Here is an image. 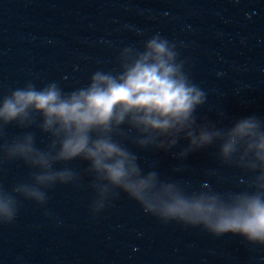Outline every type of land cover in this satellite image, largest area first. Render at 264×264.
<instances>
[{
	"label": "water",
	"instance_id": "obj_1",
	"mask_svg": "<svg viewBox=\"0 0 264 264\" xmlns=\"http://www.w3.org/2000/svg\"><path fill=\"white\" fill-rule=\"evenodd\" d=\"M144 2L0 0V106L29 84L68 94L97 72L118 75ZM42 125L39 113L0 118V264H61L96 171L57 159L60 138Z\"/></svg>",
	"mask_w": 264,
	"mask_h": 264
},
{
	"label": "clouds",
	"instance_id": "obj_2",
	"mask_svg": "<svg viewBox=\"0 0 264 264\" xmlns=\"http://www.w3.org/2000/svg\"><path fill=\"white\" fill-rule=\"evenodd\" d=\"M145 47L150 51L123 60L118 75L97 72L86 88L68 94L61 93L54 84L40 90L31 84L15 90L3 99L0 118L8 123L20 117L23 123L30 112L41 114L43 129L60 138L57 159L89 160L91 167L122 186L131 198H138L134 186L122 184L129 154L109 133L125 121L141 133L166 132L185 120L200 102V92L187 82L180 65L174 63L175 54L167 42L153 38ZM256 126L253 118L243 119L235 133L249 134ZM203 139L206 141L207 137ZM258 147L264 148V141ZM230 148L231 144L225 145L223 153L226 155ZM57 175L72 177L67 171ZM195 207L199 210V205ZM187 209L180 203L168 208L166 215L183 216ZM211 228L216 232H238L249 241L264 243V202L259 196L243 200L230 217Z\"/></svg>",
	"mask_w": 264,
	"mask_h": 264
}]
</instances>
